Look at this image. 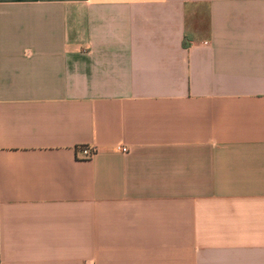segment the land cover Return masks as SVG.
I'll return each mask as SVG.
<instances>
[{
	"label": "crops",
	"instance_id": "0c3cea01",
	"mask_svg": "<svg viewBox=\"0 0 264 264\" xmlns=\"http://www.w3.org/2000/svg\"><path fill=\"white\" fill-rule=\"evenodd\" d=\"M0 264H264V0H0Z\"/></svg>",
	"mask_w": 264,
	"mask_h": 264
},
{
	"label": "built area",
	"instance_id": "2783aa9c",
	"mask_svg": "<svg viewBox=\"0 0 264 264\" xmlns=\"http://www.w3.org/2000/svg\"><path fill=\"white\" fill-rule=\"evenodd\" d=\"M118 150L121 152H124V153L128 151V149L125 147H119ZM94 151H96V150L95 149L91 150L90 148H84L83 155L85 158H90L91 156H93Z\"/></svg>",
	"mask_w": 264,
	"mask_h": 264
}]
</instances>
